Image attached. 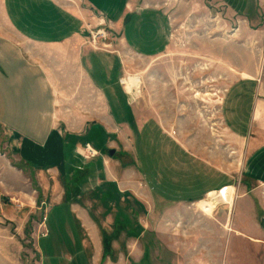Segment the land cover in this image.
I'll list each match as a JSON object with an SVG mask.
<instances>
[{
    "label": "rangeland",
    "instance_id": "1",
    "mask_svg": "<svg viewBox=\"0 0 264 264\" xmlns=\"http://www.w3.org/2000/svg\"><path fill=\"white\" fill-rule=\"evenodd\" d=\"M74 1L60 0L62 6L69 9L65 10L68 14L60 21L62 31L59 28L52 31L59 35H70V22L77 28L73 32H78L76 36L79 37L78 63L85 56L83 60L89 65L94 79L106 89L109 99L117 103L114 107L111 102L112 113L118 121L112 122V130L117 133L133 130L137 133L143 129L149 130L150 134H157L155 128L158 125L161 129H169L174 135L181 134L182 141L192 142L194 150L208 156L210 165L226 170L225 163H222L226 157L223 153L230 150V140L225 120L235 116L231 113L232 103L238 102L239 106L244 104L239 111L245 119L240 118L242 122L239 126L249 133L246 106L250 109L257 84L264 81V0H134V6L128 5L127 14L123 19H118L124 26L120 32L114 24V18L107 19L97 11H83L88 7L79 1L76 5ZM27 4L26 0H0V33L12 36V28L5 16L9 14L16 18L19 13L22 16ZM62 6L59 4V7ZM42 18L40 14L35 20ZM124 36L128 42L122 39ZM63 51L57 50V56ZM235 52L238 53V60ZM56 63L63 68L75 62L71 54L66 59L51 56L46 64L52 70L53 80L56 73L54 69L58 71ZM252 65L255 72H252ZM246 69L255 75L253 82L247 81L249 77H242ZM126 81L134 83L136 95L133 99L126 90ZM234 82L238 86L228 93L226 89ZM108 85L113 89L117 87L119 95L110 97ZM198 92L200 95H197ZM218 95L221 97L219 100L225 99L226 103L224 101V117L217 123L219 128H215L212 113L215 111L214 99H218ZM229 95L233 96L230 99L232 102L228 101ZM0 136L1 149L5 152L6 144L3 143L6 134L2 129ZM107 137L101 150L91 142L73 140L74 144L80 143V154L72 149V154L68 156V169L60 174L29 168L19 163L17 156L11 157L13 169L10 165L0 167V205L5 207L3 212L0 210V264L42 263L39 240L49 233L43 224L52 202L60 199V196L65 199L67 195H79L84 197V203L91 195L113 196L112 199L116 201L114 188L107 187L108 184L103 186L107 179L104 159L109 157L108 150L111 148L117 149L116 157L122 160L123 163L119 161L122 165L134 163L135 154L131 146L124 144L129 141H122L115 134ZM139 141L140 145L143 143L144 149L145 143L150 146V151L157 146L158 154L162 155L167 167L173 168L185 162L182 146L166 133H161L156 139L142 138ZM88 144L97 153L92 152ZM72 148L77 147L73 145ZM239 148L240 153H243L245 146L240 144ZM72 157L76 160L72 161ZM239 159L241 164L234 175L238 183L243 177L244 156L240 155ZM203 166L207 171L209 167ZM14 173H18L21 180L15 178ZM216 177L218 175L214 180ZM90 183L96 187L99 185V191L93 193L88 190L87 185ZM234 191L228 189L200 203L201 208L210 213L212 218L210 224L209 220L205 222L208 224L207 229L191 228L190 233L186 234H180L179 229L172 230L173 233L171 230L166 231L170 241L166 243L163 239L167 235L157 236L154 228L147 230L143 227L145 250L134 252L132 256L124 251L126 245L113 246V240L120 236L114 224L115 228L111 226L105 229L104 251L99 264H264V229L261 225L264 209L257 204L258 212L255 210L250 214L254 217V222L253 218L250 221L255 224L252 230L255 234H250L254 240L244 236L245 240L242 235L231 232L233 219L229 211L226 212L222 204L216 209L223 199H231ZM206 196L204 193L194 200L199 202ZM114 203H107L105 208L102 203L98 206L102 207V213H107L117 206V202ZM146 213L147 209L143 206V214ZM238 214L235 217L237 223L242 220ZM101 217L104 219L105 214ZM242 231L245 232V229ZM221 241L227 242L223 259L220 255L222 252H215V246ZM205 247L208 250H201ZM122 254L126 255L124 259H120Z\"/></svg>",
    "mask_w": 264,
    "mask_h": 264
},
{
    "label": "crops",
    "instance_id": "2",
    "mask_svg": "<svg viewBox=\"0 0 264 264\" xmlns=\"http://www.w3.org/2000/svg\"><path fill=\"white\" fill-rule=\"evenodd\" d=\"M26 1L28 4L22 16L20 13L16 18L9 14L5 16L12 28L10 29L12 36L0 33V129L6 134V141L3 144H6L7 149L5 152L2 151L0 136V167L10 165L13 169L11 157L17 156L19 161L16 160L25 166H30L29 168L60 174L68 169L70 158L68 156L72 154V149L80 154V143L74 144L73 140L81 139L80 141L91 142L95 148L101 150L105 137L108 138L107 136L111 134L117 135L122 141H129L124 144L131 146L135 154L134 163L122 165L120 164V162L123 163L122 160L116 157L117 149L111 148L115 150L113 155L109 154L111 150L109 149V157L104 159L107 179L103 186L108 184L107 187L114 188V192L117 193L114 196L116 201L112 199L113 196L107 198L91 195L87 197V203H84L82 196L68 197L67 195V199L60 196V199L52 202L47 220L43 224L49 229V233L39 240L42 253L41 264H99L104 251L106 235L104 232L111 226L114 228L116 226L117 231H120L119 238L113 240V246L126 245L124 251H128L131 256L134 252L145 250L142 241L145 233L143 227L147 230L154 228L157 236L167 235L163 239L166 243L170 242L166 231L171 230L173 233L172 230L179 229L180 234H186L190 233L191 228L207 229L208 224L205 222L209 220L210 224L212 218L210 213L201 208L200 203L228 189L235 190L232 198L223 199L216 209H219L221 207L219 205L222 204L224 210L229 211L233 219L231 232L254 240V237L250 235L255 234L252 232L255 228L254 217L250 214L258 209L257 204L264 209L263 78L257 84V92L256 95L254 94L250 109L246 106L248 128L250 125L249 133L239 126L242 122L240 118L245 119L239 111L244 107L243 103L239 106L237 101L236 104L233 102L231 113L235 116L225 120L230 140V150L223 153L226 157L222 163H225L226 170L223 167L210 165L208 156L194 150L192 142L182 141L181 134L174 135L169 129H161L156 125L158 135L166 133L180 144L185 152L183 161L186 163L173 168L167 167L162 155L158 154L157 146L153 145L155 147L150 151V146H146V143L145 149L143 143L140 145L139 140L142 138L156 139L157 134H150L149 130L143 129H139L137 133L133 130L120 133L112 130V122L118 121L112 113L111 102L114 103V107L117 103L109 99L106 89L94 79L88 68L89 65L83 60L86 59L85 56L78 63L79 56L77 58L76 55L77 53L79 55V37L76 36L78 32H73V30L77 31V28L70 22L72 32L70 35H59L52 31L58 28L61 29L60 32L62 31L60 21L65 19L64 15L68 14L65 10L69 9L62 6L60 0ZM78 1L88 7L83 11H97L107 19L114 18L116 20L114 24L116 28H119V32L124 26L118 19L121 17L123 19L127 14L128 5L134 6V0L123 2L121 0H76L74 1L76 5L79 4ZM59 4L62 7H59ZM40 14L43 18L36 21L35 17ZM247 19L249 20L250 17L248 16ZM122 39L127 41L125 36ZM60 48L64 51L59 57L66 59L71 54L75 63L63 68H60V61L59 64L56 63L58 71L54 69L56 72L54 81L51 75L52 70L46 62L51 56L55 59L59 58L56 51H61ZM231 50L233 52V49ZM235 55L238 60V53L235 52ZM252 68V72H255L254 65ZM247 70L249 69L242 72V77L245 79L249 77L250 80L247 81L253 82L255 75ZM233 84L226 89L228 93L238 86V83ZM108 87L110 97L115 98L119 95L117 87V90L110 85ZM216 90L219 91L218 88ZM197 95L200 93L198 92ZM218 97L214 99L215 111L212 113L214 117L212 121L216 123L215 128H219L217 123L222 116L224 117V101L226 103L225 99L219 100L220 95ZM130 98L133 99L134 96ZM232 98L233 96L229 95L228 101L232 102L233 100H230ZM240 144L245 146L243 153H240ZM73 145L77 148H72ZM240 155L244 156V165L243 177L238 183L234 175L241 164ZM175 158L178 160V156ZM75 160V157H72V161ZM203 164L209 167L207 171ZM15 169L18 168L15 167ZM216 175L218 177L214 180ZM19 176L17 173L14 177L19 179ZM21 182L24 183L23 180ZM4 185L9 187L8 184ZM87 189L95 193L99 191L100 186L96 187L94 183H90ZM204 193L207 194L205 198L199 202L194 200ZM113 202H117V206L107 213L104 211L102 213V207L98 204L102 203L105 208L107 203L113 204ZM143 206L147 209L145 215ZM4 209V205H0L2 212ZM237 213H239V219L242 217L239 223L235 219ZM104 214L103 219L101 215L104 216ZM147 223L149 225H146ZM243 229L245 232L242 231ZM221 233L223 234V229ZM225 243L221 241L215 246V252H222L220 253L222 259L223 250H226L227 245V242ZM201 250H208V247ZM125 256L122 254L120 259H124ZM122 264L125 263L122 262Z\"/></svg>",
    "mask_w": 264,
    "mask_h": 264
},
{
    "label": "bare ground",
    "instance_id": "3",
    "mask_svg": "<svg viewBox=\"0 0 264 264\" xmlns=\"http://www.w3.org/2000/svg\"><path fill=\"white\" fill-rule=\"evenodd\" d=\"M126 86L128 87V89L126 88L124 82V87L126 88V90L128 91V93L130 94V96H134L135 97V94H136V89H135V86H134V83L133 81H126Z\"/></svg>",
    "mask_w": 264,
    "mask_h": 264
},
{
    "label": "water",
    "instance_id": "4",
    "mask_svg": "<svg viewBox=\"0 0 264 264\" xmlns=\"http://www.w3.org/2000/svg\"><path fill=\"white\" fill-rule=\"evenodd\" d=\"M114 151H115L114 149H111L110 152H109V154H110V155H113ZM261 225H262V227H263V229H264V218H263L262 221H261Z\"/></svg>",
    "mask_w": 264,
    "mask_h": 264
},
{
    "label": "built area",
    "instance_id": "5",
    "mask_svg": "<svg viewBox=\"0 0 264 264\" xmlns=\"http://www.w3.org/2000/svg\"><path fill=\"white\" fill-rule=\"evenodd\" d=\"M87 147H88L92 152L97 153L96 150H95L90 144H88Z\"/></svg>",
    "mask_w": 264,
    "mask_h": 264
}]
</instances>
